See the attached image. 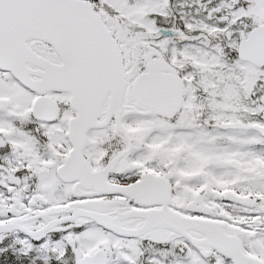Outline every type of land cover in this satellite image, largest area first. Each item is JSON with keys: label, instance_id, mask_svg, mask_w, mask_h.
I'll list each match as a JSON object with an SVG mask.
<instances>
[{"label": "snow or ice", "instance_id": "snow-or-ice-1", "mask_svg": "<svg viewBox=\"0 0 264 264\" xmlns=\"http://www.w3.org/2000/svg\"><path fill=\"white\" fill-rule=\"evenodd\" d=\"M0 264H264V0H0Z\"/></svg>", "mask_w": 264, "mask_h": 264}]
</instances>
